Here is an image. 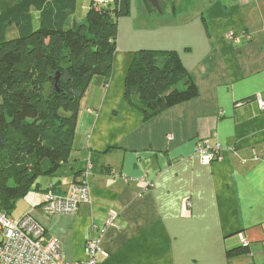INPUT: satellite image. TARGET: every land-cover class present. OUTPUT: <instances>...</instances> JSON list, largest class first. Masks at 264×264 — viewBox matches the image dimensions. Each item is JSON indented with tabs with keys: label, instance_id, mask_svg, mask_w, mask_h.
Here are the masks:
<instances>
[{
	"label": "crops",
	"instance_id": "1",
	"mask_svg": "<svg viewBox=\"0 0 264 264\" xmlns=\"http://www.w3.org/2000/svg\"><path fill=\"white\" fill-rule=\"evenodd\" d=\"M45 1L0 0V31L8 17L17 38L22 14L39 27ZM66 1L74 11L92 2ZM146 49L174 50L198 91L147 119L124 100L128 68ZM258 97L264 101V0H130L117 18L110 76H94L81 98L69 158L36 178L16 219L32 215L68 261L86 258V240L113 210L99 264H264ZM204 141L220 146V159L201 163ZM82 178L89 203L69 214L42 211L47 190L66 194ZM240 237L248 252L228 257Z\"/></svg>",
	"mask_w": 264,
	"mask_h": 264
},
{
	"label": "trees",
	"instance_id": "2",
	"mask_svg": "<svg viewBox=\"0 0 264 264\" xmlns=\"http://www.w3.org/2000/svg\"><path fill=\"white\" fill-rule=\"evenodd\" d=\"M129 2L92 0L81 23L63 28L73 1L46 0L39 27L22 14L20 35L0 41V213L9 216L38 176L69 158L81 98L94 76H110L117 18ZM197 94L174 50L137 51L124 81L125 102L145 119ZM247 252L240 245L226 255Z\"/></svg>",
	"mask_w": 264,
	"mask_h": 264
},
{
	"label": "built area",
	"instance_id": "3",
	"mask_svg": "<svg viewBox=\"0 0 264 264\" xmlns=\"http://www.w3.org/2000/svg\"><path fill=\"white\" fill-rule=\"evenodd\" d=\"M105 5L113 0H93ZM228 38L237 41V36L228 34ZM259 107L264 110V101L257 98ZM232 150V149H231ZM222 149L217 144L210 146L207 141L198 144L196 152L201 163L208 164L221 158ZM253 161L258 157L253 155ZM245 162V159H242ZM149 185V183L147 184ZM90 202V190L87 180L82 178L71 184L66 194H57L51 189L43 194L41 209L47 215L69 214L77 210L81 203ZM117 214L109 210L104 226L100 229L94 227L98 233L86 240V258L84 260H65L62 246L57 238L48 237L45 227L32 215L25 214L18 219H12L5 213H0V231L3 237L0 240V264H99V257L104 255L100 245L105 228L115 224ZM240 243L247 246V241L240 237Z\"/></svg>",
	"mask_w": 264,
	"mask_h": 264
},
{
	"label": "rangeland",
	"instance_id": "4",
	"mask_svg": "<svg viewBox=\"0 0 264 264\" xmlns=\"http://www.w3.org/2000/svg\"><path fill=\"white\" fill-rule=\"evenodd\" d=\"M114 1V0H113ZM112 1V2H113ZM78 7L76 8V10H71L70 13L73 15L71 18L67 19L66 23L63 25V28H72L73 27V23L79 24L81 23L80 20H82L83 16L85 17L84 14H86V11L84 12L83 9L79 8V5H77ZM182 8L184 7V3L181 4ZM112 8H114V5H112ZM70 13L67 14V16H70ZM67 18V17H66ZM9 21H11L10 19L7 21V23L4 25H2L1 27V33L0 35L2 37H0V41L2 40H11L16 38L17 33H16V28L14 26H11L9 23ZM50 84L51 82L46 83L45 88L46 89H50ZM59 87V86H58ZM45 89V90H46ZM58 115L60 116H67V114H63L61 111L58 113ZM24 203L23 200H21V198H19L16 202V205L14 207V209L12 210V212L10 213V217H12L13 219L17 218V213H19L23 208H24ZM3 237V232L0 231V240Z\"/></svg>",
	"mask_w": 264,
	"mask_h": 264
},
{
	"label": "water",
	"instance_id": "5",
	"mask_svg": "<svg viewBox=\"0 0 264 264\" xmlns=\"http://www.w3.org/2000/svg\"><path fill=\"white\" fill-rule=\"evenodd\" d=\"M118 1H119V0H114L115 3H118ZM75 26H76V23H73V27H75ZM54 79H55L54 86L56 87V86H57L56 81H57L58 77L56 76Z\"/></svg>",
	"mask_w": 264,
	"mask_h": 264
}]
</instances>
